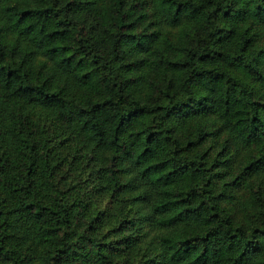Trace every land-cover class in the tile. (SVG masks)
Instances as JSON below:
<instances>
[{
  "label": "trees",
  "instance_id": "trees-1",
  "mask_svg": "<svg viewBox=\"0 0 264 264\" xmlns=\"http://www.w3.org/2000/svg\"><path fill=\"white\" fill-rule=\"evenodd\" d=\"M263 37L264 0H0V264H264L260 189L222 202L264 163ZM218 131L249 157L220 187Z\"/></svg>",
  "mask_w": 264,
  "mask_h": 264
},
{
  "label": "rangeland",
  "instance_id": "rangeland-1",
  "mask_svg": "<svg viewBox=\"0 0 264 264\" xmlns=\"http://www.w3.org/2000/svg\"><path fill=\"white\" fill-rule=\"evenodd\" d=\"M18 49L19 48L15 47L12 50L13 56H17V54H19ZM43 60L44 57L40 53L34 54V56L32 57V63L34 64L35 68L41 67L42 69L39 68L40 70L46 71V69L50 65V62L48 59H46L45 62H43ZM25 107L31 110L32 115L34 116V119L36 121L43 122L45 125H47V127L48 126L51 127L55 132L54 136L57 139L62 138V136L66 132L65 126L58 120V117H56L50 110H48L47 108H43L42 106H40V104L37 103L34 104L26 103ZM210 125L212 126V124L210 123L208 125L209 128ZM216 133L217 136H215V133L209 134V136L205 140L204 147H206L209 154L213 155L216 153L218 158L225 159L223 166L221 165L222 164L221 162L220 163L218 162V164L215 165L214 167V168H218V165L219 166L221 165L224 169V173H223L224 175H222L221 173L218 176L216 175L215 177V181L217 182V185H219L220 187L221 185L225 186L229 182V181L225 182L224 181L225 178L227 179L229 176L233 175L238 170L239 165L249 157L245 155L246 152L245 146H243L239 142L238 138L235 137L224 138V134L222 133V131H218ZM225 140L226 143L222 144L223 141ZM251 145L253 147V152L256 153V155L261 151L264 152V126L260 137H258L257 140L252 142ZM92 158L93 159H89L87 161L88 164L91 163L92 161L96 162V164L99 163V160L96 156L93 155ZM88 167H89L88 165L84 166V172H86V174ZM86 179H87L86 181H88L87 177ZM121 180L123 184L119 186V188L115 193L108 192V190H103V192H96V194L94 195V199H96V203L100 206L106 205L107 197L111 200L109 206L113 204L116 200H119L121 204L118 202L115 203V206L119 209H122L120 213L124 211V213L125 214L127 213L128 215L129 211L127 212L125 211V209L128 210L129 208H132L131 205H128L129 203L128 191L129 189L132 190L138 188L141 184L139 179L135 178V174L133 173L132 169L123 171ZM125 183L127 185H125ZM129 183H131L132 187H128ZM250 186L258 187L262 192V194L264 195V163L262 164L261 169L252 172L246 177L245 180L241 181L237 186H233L230 188V191H232L233 194L235 195L234 199L232 198L230 199L229 197H227V200L225 199L222 202L230 210L237 211L238 199H240L242 194H245L247 192ZM104 192H107V194ZM112 218L113 217L111 216L110 221L112 220ZM139 224H140V230L144 231V233H141V237L144 240L148 239V237L156 230L155 226L153 224H150L146 219H142V221H140ZM117 228L119 229V232L122 231L119 226H117Z\"/></svg>",
  "mask_w": 264,
  "mask_h": 264
}]
</instances>
